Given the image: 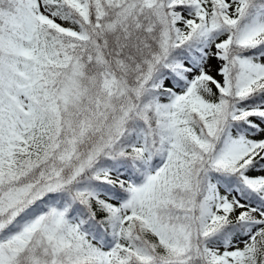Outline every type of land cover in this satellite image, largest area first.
I'll list each match as a JSON object with an SVG mask.
<instances>
[{
    "label": "snow or ice",
    "instance_id": "6c2138e0",
    "mask_svg": "<svg viewBox=\"0 0 264 264\" xmlns=\"http://www.w3.org/2000/svg\"><path fill=\"white\" fill-rule=\"evenodd\" d=\"M0 264H264V0H0Z\"/></svg>",
    "mask_w": 264,
    "mask_h": 264
}]
</instances>
